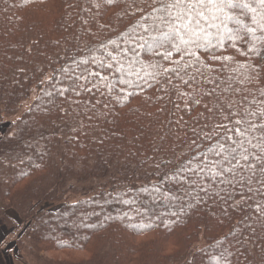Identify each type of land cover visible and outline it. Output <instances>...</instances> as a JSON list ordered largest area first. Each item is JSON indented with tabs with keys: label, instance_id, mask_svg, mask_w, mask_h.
<instances>
[{
	"label": "trees",
	"instance_id": "obj_1",
	"mask_svg": "<svg viewBox=\"0 0 264 264\" xmlns=\"http://www.w3.org/2000/svg\"><path fill=\"white\" fill-rule=\"evenodd\" d=\"M158 7L156 0H0L4 112L15 113L36 93L0 141V228L14 224L8 209L18 214L23 230L17 252L27 264H42L41 253L54 264H225L224 256L226 264H264V216L255 211L256 202H264L258 176L251 183L247 172L242 183L201 181L206 191L190 195L186 184L164 180L191 158L203 159L223 134L213 126L229 123L225 115L239 113L229 117L234 121L246 110L264 112V44L256 45L260 55L245 44L239 47L247 55L228 45L199 51L200 63L211 70L202 68L197 83L182 88L199 105H186L163 76L161 83L146 76L139 86L117 85L111 92L101 85L61 96L53 88L65 81L62 69L79 72L72 62L86 58L90 48L119 41L138 25L163 28ZM138 31L144 39L156 34ZM144 59L168 66L160 56ZM158 181L182 199L153 203L141 194L134 207L117 202L118 194L127 191L122 198L135 199ZM68 194L80 200L65 202ZM4 258L1 264H9Z\"/></svg>",
	"mask_w": 264,
	"mask_h": 264
},
{
	"label": "snow or ice",
	"instance_id": "obj_2",
	"mask_svg": "<svg viewBox=\"0 0 264 264\" xmlns=\"http://www.w3.org/2000/svg\"><path fill=\"white\" fill-rule=\"evenodd\" d=\"M105 2L111 5L115 0ZM156 2L159 5L156 11L161 14L159 20L163 28L157 24H148L147 27L138 25L123 33L119 41L109 40L100 47L90 48L86 58L72 62L79 72L70 68L62 69L67 81L66 86L65 81H61L59 88L53 85L54 90L61 96L67 92L80 95L81 92H92L94 88L99 91L103 85L111 92L117 85L139 86V81L144 80L146 76H151L154 82L161 83L158 78L163 76L171 90L185 98L186 105L188 100L199 105L200 99H195L182 90L183 86H194L197 83V74H202V68L211 70L207 65L200 63L199 51L222 50L228 45L236 48L241 55H247V52L261 54L256 45L264 44V0H156ZM95 6L99 7V4ZM151 19V16L146 17L145 22ZM138 28H142L144 33L156 34L144 39ZM241 44L248 45L247 52L240 49ZM145 54L160 56L161 60L168 62V66L160 60L154 63L146 62ZM175 56L179 58L174 59ZM213 59L231 61L232 57L213 56ZM240 67L245 65L241 64ZM193 68L195 73L190 71ZM193 91H196L195 87ZM214 91L215 89L212 90ZM212 92H205L204 95L210 96ZM261 94L264 95V92ZM212 110L209 109L210 112ZM232 115L239 113H229L223 117L233 125L232 127H229V123L213 126V131L223 129V134H219V140L207 149L203 159L198 156L191 158L164 180L177 185L186 184L184 194L190 195L193 189L206 191L201 181L221 184H233L234 181L242 183L245 180L244 173L247 172L248 183L252 182L253 176H258L261 186L264 187V112L246 110L243 117L234 121L229 119ZM252 117H258L259 122ZM211 138L210 133L205 136V139ZM254 140L256 143H253ZM250 148H255L256 154H253ZM162 182L143 187L135 199H123L127 191L120 193L117 202L134 207L141 194L150 195L153 203L157 200L182 199L171 188L162 189L160 187ZM139 203L143 205L144 201L139 200ZM136 210L139 212V208ZM255 211L264 216V202L257 201ZM124 215L127 216L128 213ZM223 258L226 264L227 257Z\"/></svg>",
	"mask_w": 264,
	"mask_h": 264
},
{
	"label": "rangeland",
	"instance_id": "obj_3",
	"mask_svg": "<svg viewBox=\"0 0 264 264\" xmlns=\"http://www.w3.org/2000/svg\"><path fill=\"white\" fill-rule=\"evenodd\" d=\"M36 93H33L29 99L25 100L22 102L20 108L18 111H16L13 114H6L4 112L6 108V100L4 96L2 99L0 98V112H2L3 115V121L0 124V141L4 137V134L6 130L9 128L11 124H14L17 122L25 113L26 111L30 108L34 98H35ZM4 113V114H3ZM80 200L79 195L75 194H68V196L65 198V202L68 203H75ZM9 218L14 221L17 220L18 223H21L20 220L18 219V214L15 211H10L9 209L7 210ZM14 221V224H7V226H4L0 228V251H3L5 253V257L8 260L9 264H27L25 260V256L23 254H18L17 252V243L19 241L20 233L23 230V227H18L16 222ZM204 242L199 243L196 245V248H200L203 245ZM0 255V264L3 261H6V259ZM51 256V254H50ZM56 259H63L65 256L60 255V254H54L53 255ZM41 260L43 261L42 264H54L53 261L51 262L49 257L43 253L40 254ZM4 258V259H3Z\"/></svg>",
	"mask_w": 264,
	"mask_h": 264
}]
</instances>
